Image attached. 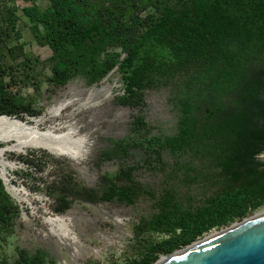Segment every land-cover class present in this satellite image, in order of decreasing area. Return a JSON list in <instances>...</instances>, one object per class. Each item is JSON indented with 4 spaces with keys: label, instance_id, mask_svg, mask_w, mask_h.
Listing matches in <instances>:
<instances>
[{
    "label": "trees",
    "instance_id": "trees-1",
    "mask_svg": "<svg viewBox=\"0 0 264 264\" xmlns=\"http://www.w3.org/2000/svg\"><path fill=\"white\" fill-rule=\"evenodd\" d=\"M23 29L51 51L45 64L55 90L76 78L93 86L116 70L123 82L119 105L139 106L146 90L169 91L175 132L110 140L101 161L122 162L138 147L157 158L167 151L187 159L176 167L217 189L196 205H184L171 190L155 195L136 182L135 166L102 174L97 189L71 173L40 177L35 184L52 191L55 214L76 200L129 206L147 196L154 210L134 227V237L154 240L124 264H154L160 254L183 249L264 206V160L257 158L264 154V0H0V117L17 123L41 115L32 100L10 91L15 79L5 60L23 50ZM145 127L142 118L132 123L133 131ZM82 151L81 160L86 147ZM22 159L40 174L50 162L36 151ZM5 188L0 179V243L20 214ZM0 264L55 263L43 249L16 247L14 259Z\"/></svg>",
    "mask_w": 264,
    "mask_h": 264
},
{
    "label": "rangeland",
    "instance_id": "rangeland-1",
    "mask_svg": "<svg viewBox=\"0 0 264 264\" xmlns=\"http://www.w3.org/2000/svg\"><path fill=\"white\" fill-rule=\"evenodd\" d=\"M39 4L43 6L44 2L40 1ZM17 5L23 7L29 4L18 2ZM21 41L24 43L23 50L16 51L14 57L8 56L5 60L8 76L15 79L10 91L32 100L40 108L41 115L33 118L23 116L22 120H18L24 122L16 123L35 125L40 133L69 132L74 137L85 138L83 146L86 151L83 160L84 150H81V161H75L69 156L52 154L41 147L25 146L23 143L27 139H18L17 136L21 135H16L14 131L11 133L12 139L4 141L0 138L2 159L12 166L5 170L11 183L6 184V187L9 193L15 189L18 196L24 199L19 202L14 193H10L20 214L7 241L0 243V260L12 261L15 248L20 247L28 251L43 249L55 264H124L127 260L137 258L147 241L154 240L147 235L141 239L134 237V227L154 210V201L147 196H141L129 206L116 202L91 204L76 200L62 213V216L68 217L64 222H48L49 219L61 217V214L53 212L55 203L52 191L35 184V180L40 177L45 179L71 173L87 188L97 189L102 174L114 173L121 165H125L136 167L134 180L146 189L155 195L171 190L184 205H196L217 190L196 179L192 171L176 167V162L183 163L187 159L172 156L167 151H162L160 158H157L155 154L138 147L132 149L130 156L122 162L100 160V154L110 147V140L165 137L175 132L177 115L167 89L144 91L139 106L119 105L116 97L123 93V82L121 74L114 70L96 85L87 86L83 79L76 78L67 87L55 90L48 81L50 71L45 64L51 51L38 47L28 29H23ZM23 61H26L25 66L21 65ZM59 97L68 107L52 122L35 124L49 117L51 106ZM138 118L143 119L146 127L133 131L132 123ZM29 151L48 154L50 162L43 173H37L39 167L22 163V158ZM257 158L263 161L264 154ZM263 212L264 206L245 219Z\"/></svg>",
    "mask_w": 264,
    "mask_h": 264
},
{
    "label": "water",
    "instance_id": "water-1",
    "mask_svg": "<svg viewBox=\"0 0 264 264\" xmlns=\"http://www.w3.org/2000/svg\"><path fill=\"white\" fill-rule=\"evenodd\" d=\"M209 235L178 251L160 254L154 264H264V215L244 219L215 231L212 237ZM172 255L159 263L161 257Z\"/></svg>",
    "mask_w": 264,
    "mask_h": 264
},
{
    "label": "bare ground",
    "instance_id": "bare-ground-1",
    "mask_svg": "<svg viewBox=\"0 0 264 264\" xmlns=\"http://www.w3.org/2000/svg\"><path fill=\"white\" fill-rule=\"evenodd\" d=\"M67 107H68V105L62 100V97H59L52 104L50 112H49V117H44L43 119L36 121L35 124H38V123L40 124V123H43L46 121L52 122L53 119L58 117V114H60ZM13 131L16 132L15 133L16 135H21V136H17L18 139H22V138H23L22 140L27 139L26 143H23V145H25V146L41 147V148L46 149L47 151H49L50 153H53V154L65 152V153H68L69 155H71L72 158L76 161L79 160V158L81 156V150H82L84 142L86 140L85 138H82V137H80V138L74 137L69 132L68 133H61V134L40 133L39 130L36 129L35 125L32 126V125L17 124L14 121V119H12V118H7V117L1 118L0 117V138L4 141L12 139L13 135L11 133ZM1 133H3V134H1ZM22 133L25 134L24 137L22 136ZM2 157H3V154L0 153V166L2 168V175H0V177L5 182V184L9 185V184H11L10 179L6 176L5 170L7 167L12 168V166L11 165L9 166L5 161H3ZM6 189H7V187H6ZM7 191H8V189H7ZM12 192L19 199L18 200L19 202L24 201V199L22 197L18 196V193L16 192L15 189ZM12 192L10 191V193H12ZM262 215H264V212L262 214L255 215L252 218H256V217H259ZM66 217H67V215L62 216V214H61V217L49 219L48 222H53V223L64 222L66 220ZM213 235H214V232L211 233L209 235V237H212ZM177 254H179V253H176L175 255H177ZM171 257H173V255L167 256V257H161L159 260V263L160 262L162 263Z\"/></svg>",
    "mask_w": 264,
    "mask_h": 264
}]
</instances>
